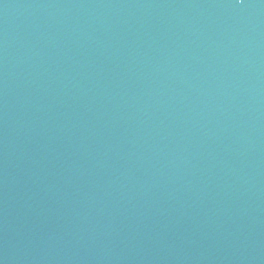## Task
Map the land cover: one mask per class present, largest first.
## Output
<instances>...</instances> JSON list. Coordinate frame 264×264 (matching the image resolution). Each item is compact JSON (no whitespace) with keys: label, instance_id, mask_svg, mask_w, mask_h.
I'll list each match as a JSON object with an SVG mask.
<instances>
[{"label":"water","instance_id":"95a60500","mask_svg":"<svg viewBox=\"0 0 264 264\" xmlns=\"http://www.w3.org/2000/svg\"><path fill=\"white\" fill-rule=\"evenodd\" d=\"M0 264H264V0H0Z\"/></svg>","mask_w":264,"mask_h":264}]
</instances>
